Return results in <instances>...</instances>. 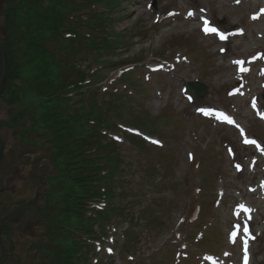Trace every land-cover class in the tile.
Returning a JSON list of instances; mask_svg holds the SVG:
<instances>
[{
  "label": "rangeland",
  "instance_id": "rangeland-1",
  "mask_svg": "<svg viewBox=\"0 0 264 264\" xmlns=\"http://www.w3.org/2000/svg\"><path fill=\"white\" fill-rule=\"evenodd\" d=\"M5 1L0 0V8ZM152 1L124 0L126 15L120 16L121 3L112 12L119 16L113 29L128 36L127 48L112 59L142 60L135 70L141 93L126 118L162 117L168 133L165 138L142 133L145 151L120 143L119 173L127 175L121 176L125 195L119 200L136 217L139 240L134 252H121V231L129 219L124 220L104 242L110 264H137L138 258L175 264L176 257L185 264H243L245 259L264 264V1L156 0V8ZM199 18L226 32L224 41L198 29ZM137 29L145 33L132 38ZM236 61L244 63L242 72ZM88 63L82 62L84 67ZM190 80L207 84L201 105L223 108L231 123L207 117L203 107L190 102L183 91ZM11 110L0 100V120ZM0 133L7 149L0 164V216L10 213L14 251L25 255L29 242L47 241L39 237L45 230L36 210L43 187L37 178L50 174L51 165L47 158L37 161L38 153L13 158L8 150L24 145L13 129L2 125ZM249 137L255 143L246 142ZM149 161L155 169L144 181ZM198 194L204 195L202 206L194 202ZM148 206L156 220L147 227L140 212ZM197 214L199 221H194Z\"/></svg>",
  "mask_w": 264,
  "mask_h": 264
},
{
  "label": "trees",
  "instance_id": "trees-1",
  "mask_svg": "<svg viewBox=\"0 0 264 264\" xmlns=\"http://www.w3.org/2000/svg\"><path fill=\"white\" fill-rule=\"evenodd\" d=\"M5 3L0 8V26L4 30L2 40L7 48L10 75L0 99L12 110L6 120H0V126L15 130L24 145L10 151L13 158L41 152L48 159L51 172L40 173L37 178L42 180L43 187L38 189L41 204L36 210L45 230L39 237L47 241H31L28 249L24 248L25 255L16 253L10 213L2 215L4 241L9 247L2 264H106L96 251L95 240L101 241L127 219L129 225L123 235L128 240L122 251L135 249L138 240L134 227L137 219L119 200L125 195L121 176L127 175L119 173L123 158L108 133L122 132L120 123L128 122L146 123L148 130L164 134L162 119L145 118L144 113L137 119L125 118L126 113L133 112V105L124 99V93L130 87L136 88L130 71L122 73L113 84L117 96L104 98L110 94V88L101 86L100 72L107 61L100 59L113 55L126 42L125 34L112 28L109 11L117 2ZM86 56L100 67L83 69L81 60ZM111 63L114 68L120 66ZM127 138L142 146L135 137ZM126 168L129 170V166ZM154 169L147 164V178ZM28 181L26 178L25 182ZM151 212L149 206L140 212V219L147 221V226L156 220L149 215Z\"/></svg>",
  "mask_w": 264,
  "mask_h": 264
},
{
  "label": "water",
  "instance_id": "water-1",
  "mask_svg": "<svg viewBox=\"0 0 264 264\" xmlns=\"http://www.w3.org/2000/svg\"><path fill=\"white\" fill-rule=\"evenodd\" d=\"M0 56H1V73H0V94L4 90L6 85V80L10 74L9 69V58L7 55V50L4 43L0 40ZM188 91L194 96V100H197V97H201L203 93L206 92L205 85L200 82H189L187 83ZM3 156V142L0 137V160ZM2 224L0 222V262L4 259L6 254V247L2 237Z\"/></svg>",
  "mask_w": 264,
  "mask_h": 264
},
{
  "label": "snow or ice",
  "instance_id": "snow-or-ice-1",
  "mask_svg": "<svg viewBox=\"0 0 264 264\" xmlns=\"http://www.w3.org/2000/svg\"><path fill=\"white\" fill-rule=\"evenodd\" d=\"M253 18H255V17H253ZM205 28L203 29L206 33H217V29H215V28H213V27H208L207 25H208V21H205ZM219 36H220V38L221 39H225V36H224V34H222V33H217ZM236 63H242L241 61H236ZM242 71L244 70V69H241ZM201 111H205V110H203V109H201ZM205 114H207V112H205ZM225 120H227L228 118L227 117H223ZM230 123H231V121H229ZM246 142H251V143H255L254 141H246Z\"/></svg>",
  "mask_w": 264,
  "mask_h": 264
},
{
  "label": "bare ground",
  "instance_id": "bare-ground-1",
  "mask_svg": "<svg viewBox=\"0 0 264 264\" xmlns=\"http://www.w3.org/2000/svg\"><path fill=\"white\" fill-rule=\"evenodd\" d=\"M139 4V3H138ZM194 19V18H193ZM194 20H197V19H194ZM201 22H203L204 24H205V22H204V20L203 19H201L200 20ZM201 29H204V25H202V26H199ZM215 34V33H214ZM217 38L220 40V41H223V39H221L219 36H217ZM246 262V261H245Z\"/></svg>",
  "mask_w": 264,
  "mask_h": 264
}]
</instances>
